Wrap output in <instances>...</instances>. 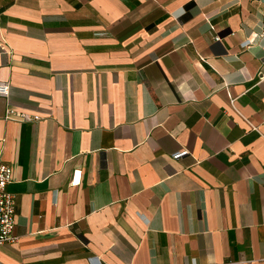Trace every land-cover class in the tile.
<instances>
[{
	"label": "crops",
	"instance_id": "0c3cea01",
	"mask_svg": "<svg viewBox=\"0 0 264 264\" xmlns=\"http://www.w3.org/2000/svg\"><path fill=\"white\" fill-rule=\"evenodd\" d=\"M0 42V264H264V0H0Z\"/></svg>",
	"mask_w": 264,
	"mask_h": 264
},
{
	"label": "built area",
	"instance_id": "2783aa9c",
	"mask_svg": "<svg viewBox=\"0 0 264 264\" xmlns=\"http://www.w3.org/2000/svg\"><path fill=\"white\" fill-rule=\"evenodd\" d=\"M220 39V36L216 37ZM1 50L7 51L6 46L0 42ZM10 85L6 81H0V95H9ZM21 118L32 120L29 114L17 111H10L6 119ZM186 151L177 152L175 157H180ZM83 180V170L76 169L73 172L71 184L79 185ZM13 181V166L10 162L3 159L0 154V246L13 243L17 237L15 227L17 223V201L14 194L9 191V184Z\"/></svg>",
	"mask_w": 264,
	"mask_h": 264
}]
</instances>
